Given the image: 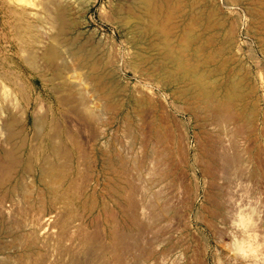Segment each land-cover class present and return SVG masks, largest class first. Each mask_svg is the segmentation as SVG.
Masks as SVG:
<instances>
[{"label":"rangeland","instance_id":"1","mask_svg":"<svg viewBox=\"0 0 264 264\" xmlns=\"http://www.w3.org/2000/svg\"><path fill=\"white\" fill-rule=\"evenodd\" d=\"M140 3L0 0V264H264V0Z\"/></svg>","mask_w":264,"mask_h":264},{"label":"bare ground","instance_id":"2","mask_svg":"<svg viewBox=\"0 0 264 264\" xmlns=\"http://www.w3.org/2000/svg\"><path fill=\"white\" fill-rule=\"evenodd\" d=\"M155 1V0H154ZM154 1L152 0H145V4L146 5H144V7H143V5H142V7L145 9V7L147 8V6H148V9H147V11H150L151 9H152V5H154L155 3H154ZM139 3V2H138ZM143 3H144V0H143ZM151 3H153V4H151ZM139 4V5H140ZM140 5V6H141ZM157 7V4L156 5H154V7ZM149 8H151L150 10H149ZM139 9H141V8H139ZM152 10H154V9H152ZM155 10H156V8H155ZM62 12H63V10H62ZM145 12H146V9H145ZM150 12H152V11H150ZM149 12V13H150ZM63 13H65V12H63ZM147 13V12H146ZM149 13H147V14H149ZM169 15V14H168ZM171 16L173 15V13L172 14H170ZM157 19V18H156ZM170 33V32H169ZM168 34V33H167ZM164 41H162V43H163V45H164V47L166 48V49H170L171 48V42L169 41V39L168 38H164L163 39ZM54 55V54H57V52L55 51V49L54 50H52L51 51V55ZM53 55H52V57H53ZM194 75H195V73H194ZM190 76H192L193 77V75H191L190 74ZM196 76V75H195ZM207 80H208V76L207 75H204V76H201V77H198V79H197V81H196V83H197V85L199 86V88H200V90H201V92L205 95V96H208V97H213V96H215V94L213 93V92H211V91H209V90H207V87H206V84H207ZM227 90H228V93H227V98L228 99H230V100H232V101H234V100H237V99H240V98H242V96H243V88L242 87H240L238 84H236V83H231V84H229V86H228V88H227Z\"/></svg>","mask_w":264,"mask_h":264}]
</instances>
